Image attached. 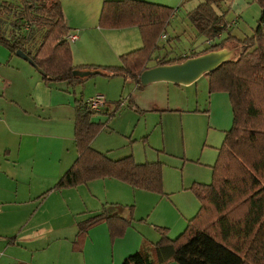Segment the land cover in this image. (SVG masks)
<instances>
[{"label": "trees", "instance_id": "trees-1", "mask_svg": "<svg viewBox=\"0 0 264 264\" xmlns=\"http://www.w3.org/2000/svg\"><path fill=\"white\" fill-rule=\"evenodd\" d=\"M254 2L261 15L259 28L253 35L244 40L228 36L205 52L222 50L227 43L235 44L233 49L239 51L205 74L210 93L228 96L233 120L217 149L210 183H195L190 188L199 202L198 211L175 239L168 237L167 228L155 227L159 241L143 246L123 264H264V0ZM219 9L220 0H202L188 14L198 35L206 41L215 40L228 29L224 14L217 13ZM173 13V9L165 5L140 0L104 1L99 27L135 26L140 31L142 47L121 55L118 66L80 68L72 65L67 40L69 29L59 0H0V46L11 55L20 51L28 56L45 84L75 86L99 75L121 77L139 88L143 87L140 75L149 69L147 63L158 49V37ZM1 16L5 17L7 26L1 23L4 19ZM34 34L38 36L36 47L27 48ZM186 59L189 58L160 62L157 66ZM116 105L114 111L108 113L109 117L117 111ZM107 110L104 106L99 114ZM93 115L87 102H76L73 130L77 158L51 191L109 178L132 189L160 193L162 163H137L131 155L113 160L92 148V142L103 129V124L94 122ZM107 207L103 205L100 214L78 224L73 247L89 229L103 223L112 241L124 235L133 221L134 207L129 206L128 219L109 214Z\"/></svg>", "mask_w": 264, "mask_h": 264}, {"label": "crops", "instance_id": "crops-1", "mask_svg": "<svg viewBox=\"0 0 264 264\" xmlns=\"http://www.w3.org/2000/svg\"><path fill=\"white\" fill-rule=\"evenodd\" d=\"M59 1L69 29L68 36L77 37L75 41H68L72 60L85 61L79 60V46L87 47L88 38L102 30L97 26L101 8L98 14V11L94 14L93 9L87 6L95 5L93 0ZM104 1L117 0H100V3ZM140 1L172 7L181 1L184 4L186 0ZM226 1L224 4L230 7H239L240 0ZM243 10L244 7H241L239 11ZM233 25L231 23L228 27L232 28ZM259 25L258 22L254 31ZM106 34L114 36L110 31ZM68 90L67 85L45 84L37 72L13 60L7 50L0 46V251L4 252L0 264H123L128 256L160 239L155 230L157 223L149 221L151 213H148L147 218H139L136 216L137 209L132 205L133 221L122 237L112 241L108 227L103 223L89 229L82 241L73 247L80 222L100 214L103 205L108 206L109 214L128 219V205L132 202L137 206L136 194L142 191L109 178L91 181L85 186L66 191H51L77 158L73 134L75 106L70 94L69 97L64 96ZM219 94L224 93L213 96V93L208 92L209 103L206 108L209 116L212 113L211 97L215 100L219 98L220 102L224 98ZM105 112L102 111L94 120L100 122V115ZM215 129L228 131V127ZM95 140L91 144L92 148ZM142 162L148 161L137 163ZM183 177V183L176 177V190L183 193L181 196L187 197L184 193H189L191 183L183 185ZM82 186L86 189L78 191ZM98 190L102 193L99 194ZM172 194L174 191L164 196L173 198ZM187 199L190 201L189 206L182 204L183 200L178 201L181 206L177 204L182 220L176 221L174 225H162L165 226L163 228L168 227L170 239L179 236L196 214L191 200ZM197 206L199 208V203ZM161 212L174 215L168 206ZM172 231L177 233L173 235Z\"/></svg>", "mask_w": 264, "mask_h": 264}, {"label": "rangeland", "instance_id": "rangeland-1", "mask_svg": "<svg viewBox=\"0 0 264 264\" xmlns=\"http://www.w3.org/2000/svg\"><path fill=\"white\" fill-rule=\"evenodd\" d=\"M201 1L186 0L184 4L181 1L170 7L174 11V17L161 33V35L165 34L166 38L162 39L161 35L158 37V49L154 51L147 63L149 68L157 66L160 62L172 63L185 56L189 59L202 56L207 54L205 52L211 49V45L224 41L228 36L236 40H244L255 32L261 10L254 0H240L239 7L235 8L224 4L227 3L226 0H220V9L217 13L224 14V21L228 25L236 20L238 22L236 21L232 28L227 25V31L215 40L206 41L198 35L188 17V14ZM92 3L95 5L87 6L93 9L94 14L98 11V14L102 3L100 0H93ZM241 7H244L243 11H239ZM1 18H4L1 23L7 26L5 17L1 16ZM97 26L100 28L98 22ZM27 28L31 27L27 26ZM100 29L102 30L88 38L87 47L79 46V60L85 61L77 62V59H74L73 66L80 68L81 66L85 68L86 66H118L121 55L130 50L139 49L142 45L140 31L135 26ZM107 31L113 32L115 37L106 34ZM34 36L35 34L28 40L27 48L36 47L38 36ZM234 47L235 44L227 43L224 49L213 52H228V59H232L239 52L235 51ZM7 52L11 55L8 50ZM11 56L13 60H17L27 69L39 74L38 70L27 61L16 54ZM195 82L190 86L157 82L138 88L134 82L121 77L106 78L95 75L87 78L81 85L69 86L67 83H59L69 87L64 96L69 97L70 94L73 97L74 106L77 101L86 103L96 96L105 98L108 110L100 115V122L94 120L96 123L103 124V129L96 137L93 148L97 151H105V154L113 160L131 155L136 162L146 160L163 163L162 191L160 193L142 191L136 194L137 206L132 202L128 205L135 206L138 211L136 216L139 218H147L148 213H151L149 221L157 223L155 227H165L162 226L165 223L174 225L176 221L180 222L183 216L177 204L180 205L178 201L183 200L182 204L189 206L190 201L187 197L191 200V206L196 213L199 202L190 190L189 193H184L187 197L181 196L183 193L176 190L178 185L175 179L179 177L180 183H183L184 175L185 184L183 185L191 183L189 189L194 182L209 184L212 166L217 158V149L221 146L225 134L215 128L228 127L229 130L232 125L233 118L228 96L219 94L224 96L220 102L219 98L212 99L216 94L213 93L210 102L212 113L209 116L206 108L209 103L208 78L204 76ZM116 104H118L117 111L109 117L108 113L114 111ZM83 186L78 191H84L86 188ZM171 191H174L173 198L164 196ZM98 193L101 194L102 191L98 190ZM161 199L163 201L159 203ZM154 200L156 202L152 204ZM167 206L172 208L174 215L161 212L162 209L166 210ZM175 233L177 232L172 231L173 235ZM3 257L4 252L0 251V260Z\"/></svg>", "mask_w": 264, "mask_h": 264}, {"label": "water", "instance_id": "water-1", "mask_svg": "<svg viewBox=\"0 0 264 264\" xmlns=\"http://www.w3.org/2000/svg\"><path fill=\"white\" fill-rule=\"evenodd\" d=\"M16 56L27 61L34 67V63L24 53L17 51ZM226 60H228L227 52H209L199 57L187 59L181 63L149 68L140 75V82L143 86L157 82L189 85L201 76L216 69ZM170 264L177 263L172 262Z\"/></svg>", "mask_w": 264, "mask_h": 264}, {"label": "built area", "instance_id": "built-area-1", "mask_svg": "<svg viewBox=\"0 0 264 264\" xmlns=\"http://www.w3.org/2000/svg\"><path fill=\"white\" fill-rule=\"evenodd\" d=\"M160 37L162 39H165L166 38L164 34H162ZM76 39H77L76 36H68L67 37V40L70 41V42L71 41H75ZM87 103L89 104V107L92 110L94 116L99 115V112H100L101 108H103L104 106H106V100L102 96H96L94 98H91Z\"/></svg>", "mask_w": 264, "mask_h": 264}]
</instances>
